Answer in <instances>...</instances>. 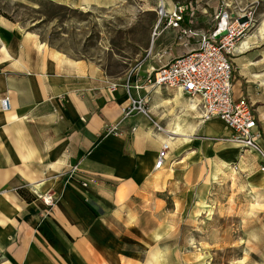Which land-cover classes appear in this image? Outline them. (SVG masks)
Here are the masks:
<instances>
[{
    "label": "crops",
    "instance_id": "0c3cea01",
    "mask_svg": "<svg viewBox=\"0 0 264 264\" xmlns=\"http://www.w3.org/2000/svg\"><path fill=\"white\" fill-rule=\"evenodd\" d=\"M108 1L111 0H78L76 6L89 9L92 5H113ZM115 1L122 0H112ZM160 2L167 15L177 5L186 6L183 22L175 29L166 26L165 20L156 27L157 19H152L144 27L142 46L132 37L130 47L143 48L150 44L156 50L153 62L136 69L132 59L123 75H110L103 65L92 60L66 56L30 33L23 40L0 39V63L4 66V72L0 73V100L8 97L10 101L8 111L0 109V251L3 253L0 252V257H5L2 264H12L14 256L20 255L10 246L9 237L16 227V218L35 207L34 198L16 197L26 186H31L40 198L48 193L58 195L55 208L61 224L69 226L70 232H85L82 244L77 243L85 260L91 256L92 247L87 226L110 224L112 221L108 219H115L119 213L126 220L119 217L114 224H151L146 233L153 249L145 264H164L158 246L169 235L171 226L154 223V210H164L171 202L168 185L174 179L170 176L173 160L183 143L181 137L188 135H174L170 128L178 123L183 128L193 127L192 133H214L220 124L218 120L201 122L197 98L176 89L145 86V78L148 72L196 47L198 38L185 36L182 30L195 34L208 32L219 3L218 0H150L141 9L155 13ZM190 11L193 17L189 18ZM259 25L252 34H247L248 41L243 47L239 44L236 47L232 59V98L245 100L252 106L263 136L259 144H264V79L259 73L264 53L261 60H255V53L237 57L264 40ZM15 30L21 32L16 27ZM51 51L63 54L65 62L58 64ZM129 95L146 99L147 117L139 115L124 121L122 136L104 132L105 126L121 120ZM154 124L162 132L156 131ZM126 128L135 130L128 136L130 132ZM168 139H171L169 144ZM164 143L169 146L168 152L162 166L155 168ZM229 148L235 158V150L252 153L230 144ZM228 155L227 152L218 160L231 169ZM240 156V163L251 166L250 169L259 161L254 152L250 160ZM260 164L261 161L259 168ZM250 184L256 185L254 181ZM251 207L263 210L259 203ZM95 210L99 218L94 215ZM115 233L106 230L99 239L109 240L103 247L108 249L109 257L120 258L119 250L127 242L117 241ZM155 235H160L156 242ZM101 263L107 264L105 259Z\"/></svg>",
    "mask_w": 264,
    "mask_h": 264
},
{
    "label": "rangeland",
    "instance_id": "374dc122",
    "mask_svg": "<svg viewBox=\"0 0 264 264\" xmlns=\"http://www.w3.org/2000/svg\"><path fill=\"white\" fill-rule=\"evenodd\" d=\"M77 2L0 0V39L23 40L30 33L66 56L103 65L107 73L115 76L125 74L130 61L136 62V69L153 62L155 48L150 44L139 47L144 27L152 19H158L156 12L142 11V4L150 0H111L107 3L113 5H92L89 9L76 6ZM218 3L229 13L244 14L251 21L249 35L264 20V0H218ZM132 37L139 42L138 47H130ZM254 47L237 57L255 53V60H261L264 40ZM260 62L259 73L264 79V60ZM3 68L0 63V73L4 72ZM218 122L220 128L214 133L201 131L181 137L183 143L170 175L174 179L168 185L171 202L164 210H154V223L171 226L169 235L158 246L164 264H264V174L258 165L262 159L257 154L259 161L250 169L251 166L240 163V155L250 160L253 152L235 150L237 158L232 157L229 148L232 134ZM124 130L130 132L128 136L133 134L131 128ZM260 148L264 153V144ZM227 152L231 169L218 160ZM251 181L256 185H251ZM22 189L21 197L14 195L25 200L34 198L36 202L32 211L16 218L9 239L10 246L20 255L14 256L12 264H102L104 259L107 264L146 263L153 249L146 233L151 224H114L119 217L126 220L118 213L115 219H108L112 221L110 224L87 226L92 247L91 256L85 260L77 247L85 232L73 233L69 226L61 224L55 208L58 195L48 193L50 199L43 201L44 197H37L31 186ZM254 203L261 204L263 210L252 209ZM93 213L99 218L97 210ZM106 230L116 231L117 241L127 242L119 250L120 258L109 257L108 249L103 248L109 240H100L99 236ZM128 230L131 232L127 233ZM2 259L5 257H0V264Z\"/></svg>",
    "mask_w": 264,
    "mask_h": 264
},
{
    "label": "built area",
    "instance_id": "2783aa9c",
    "mask_svg": "<svg viewBox=\"0 0 264 264\" xmlns=\"http://www.w3.org/2000/svg\"><path fill=\"white\" fill-rule=\"evenodd\" d=\"M186 10V6L177 5L175 10L167 15L160 3L156 10V27L162 25L165 20L166 26L179 28ZM188 15L189 18L193 17V12L190 11ZM222 21L225 22L223 31ZM251 25V21L244 14H231L220 6L212 18V27L208 32L195 34L190 30H182L183 35L198 38L196 47L148 72L144 84L148 87L176 89L197 98L201 122L221 121L231 131L232 142L239 149L256 151L260 155L262 162L259 170L264 174V153L259 144L263 136L252 106L245 100L235 101L232 98V59L239 41L252 29ZM223 32L225 35L220 36ZM217 36L220 37L216 38ZM137 69H140V66ZM111 88L114 89L115 85H111ZM0 107L3 110L10 108L8 97L0 100ZM139 115H147L146 99L129 95L128 103L122 109L121 120L105 126L104 132L122 136L125 132L122 131L121 124ZM154 127L156 131L162 132L157 124H154ZM134 130L131 128V132ZM168 149V144H162L155 168L162 166Z\"/></svg>",
    "mask_w": 264,
    "mask_h": 264
},
{
    "label": "bare ground",
    "instance_id": "6f19581e",
    "mask_svg": "<svg viewBox=\"0 0 264 264\" xmlns=\"http://www.w3.org/2000/svg\"><path fill=\"white\" fill-rule=\"evenodd\" d=\"M106 2V1H105ZM104 2V3H105ZM102 4V3H101ZM219 22V21H218ZM259 29L261 32H264V20L260 23L259 25ZM248 41V35L244 36V38H242L240 41H239V47H243L245 45V41ZM39 49V47H37ZM54 58L56 59L57 63L60 64L61 62H65L66 60V57L63 55V54H60L58 52H54L53 55ZM68 62V61H67ZM1 109V108H0ZM10 109V108H9ZM8 109V110H9ZM2 111H8V110H3L1 109ZM145 117H147V115H145ZM199 121V120H198ZM197 121V124H199V122ZM170 131L173 132L174 135H180V134H189V133H192L193 132V127H186V128H183L181 127L178 123L174 126V127H171L170 128ZM173 139V138H172ZM171 141V139H168L167 140V143L169 144ZM230 146H232L233 148H237V146L231 141L230 143ZM177 149V148H176ZM177 152V151H175ZM251 152H254L256 154H258L256 151H251ZM49 199V197H44L43 201H47ZM169 231V230H168ZM164 233V232H163ZM162 233V234H163ZM166 233V232H165ZM156 234V233H155ZM166 235V234H164ZM168 235V234H167ZM159 236L160 235H155V239H154V242H156L158 239H159ZM162 236V235H161ZM162 238V237H161ZM252 238H256V235L255 233H252Z\"/></svg>",
    "mask_w": 264,
    "mask_h": 264
},
{
    "label": "water",
    "instance_id": "95a60500",
    "mask_svg": "<svg viewBox=\"0 0 264 264\" xmlns=\"http://www.w3.org/2000/svg\"><path fill=\"white\" fill-rule=\"evenodd\" d=\"M224 25H225V22L222 21V30H221V31H223V29H224ZM222 35H225V32L221 33L220 36H222ZM220 36H217L216 38H219Z\"/></svg>",
    "mask_w": 264,
    "mask_h": 264
},
{
    "label": "trees",
    "instance_id": "16d2710c",
    "mask_svg": "<svg viewBox=\"0 0 264 264\" xmlns=\"http://www.w3.org/2000/svg\"><path fill=\"white\" fill-rule=\"evenodd\" d=\"M21 193V192H20Z\"/></svg>",
    "mask_w": 264,
    "mask_h": 264
}]
</instances>
